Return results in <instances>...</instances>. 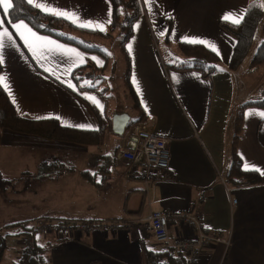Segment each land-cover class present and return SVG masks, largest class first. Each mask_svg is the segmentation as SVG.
<instances>
[{"label":"crops","instance_id":"obj_1","mask_svg":"<svg viewBox=\"0 0 264 264\" xmlns=\"http://www.w3.org/2000/svg\"><path fill=\"white\" fill-rule=\"evenodd\" d=\"M253 1L152 0L149 5L140 0L142 16L135 22L124 52L119 47L125 69L118 88L122 96L115 93V62L105 75L110 58L101 45L112 42L115 34L120 44L118 31H111L107 22L109 12L111 22L113 19L110 0H48L40 6L34 0L31 4L77 27L81 21H90L81 28H104L100 32L107 37H80L99 46L107 59L38 33L22 21L45 38L35 40L27 29L16 27L21 21L8 24L0 7L4 22L0 34L7 29L14 41L5 34L0 84L17 112L30 119L53 118L63 126L91 131L99 128L97 114L106 123L105 139L98 147L0 128V173L12 180L20 176L23 182L17 196L23 205L4 224L24 222L20 231L35 223L50 227L35 238L46 264H149V252L166 247L140 226L131 229L127 224L153 212L171 214V244L195 238L199 232L179 220L176 215L180 214L199 216L203 234L219 235L220 242L202 249L191 264H264L263 108L243 111V133L236 149L240 169L255 173L259 182L231 174L237 114L246 101L264 98V65L252 66L251 54L241 66L231 69L236 39L220 25L223 21L240 24ZM260 1L264 6V0ZM230 13L236 15L224 19ZM181 42L211 51L214 46L219 52L213 51L220 61L218 71L205 78L199 71L181 69L186 60ZM86 65L97 68L99 81L106 85L77 84L73 71ZM139 122L169 140L166 177L158 170L153 181L132 177L133 165L117 158L126 146V135ZM44 162L51 167L47 175L37 177ZM103 223L116 225L115 232L103 231ZM6 236L12 240L5 243L0 264H17L25 238ZM13 246L17 251L9 255Z\"/></svg>","mask_w":264,"mask_h":264},{"label":"trees","instance_id":"obj_2","mask_svg":"<svg viewBox=\"0 0 264 264\" xmlns=\"http://www.w3.org/2000/svg\"><path fill=\"white\" fill-rule=\"evenodd\" d=\"M110 1L113 6V19L110 28L111 31H118V34L120 35V48L121 51L124 52V46L128 39L132 36L134 24L142 16L143 7L140 0ZM5 20L8 24L17 21H24L38 33L78 46L88 52H97L103 55L105 59L108 58L107 53L101 50L99 46L92 45L80 37L81 35L86 34L107 37L108 35L106 33L77 27L66 19L41 11L39 8L29 4L26 0H14V7L9 10L5 16ZM261 23L263 41L258 46L250 61L252 66L264 65V8L261 1L255 0L249 4L244 19L240 24H232L224 21L220 22L221 27L232 34L236 39V45L230 62L231 69H237L248 58L254 44L257 30ZM179 47L186 58V60L180 65L181 69L199 71L205 78H210L213 73L218 71L220 61L218 56L213 51L200 44H190L184 42H181ZM126 54L127 53H125V56H127ZM1 69L2 65L0 63V73ZM98 72L100 71L97 68L87 65L82 66L73 71V79L77 84L89 82L94 85L101 77V74ZM249 107H259L264 109V98L246 101L237 114L233 139V163L231 167V174L247 176L249 179H252L251 181L259 182V177L255 173L245 172L240 169V159L236 153L237 144L243 133V111ZM97 116L100 123L99 128L94 131L66 127L53 118L41 120L30 119L17 112L6 91L0 84L1 129L35 135L47 140L95 145L98 147L103 145L106 135V123L98 114ZM50 167L51 165L49 163L44 162L39 168L37 177L44 176ZM15 184V180L5 178L0 173L1 195L13 192L15 190ZM34 225L31 229L26 231H20L23 226H26L24 222L7 225V234L9 236L23 235L20 238L26 239L31 234ZM5 246V243L0 246V257L5 249ZM36 250L37 252L40 251L38 247ZM148 262L149 264H191L187 256L173 247L150 251L148 254ZM31 264L38 263L33 261Z\"/></svg>","mask_w":264,"mask_h":264},{"label":"built area","instance_id":"obj_3","mask_svg":"<svg viewBox=\"0 0 264 264\" xmlns=\"http://www.w3.org/2000/svg\"><path fill=\"white\" fill-rule=\"evenodd\" d=\"M126 146L119 151L117 158L129 164L133 169L129 172L132 177H139L145 181H153L157 178L155 171L161 172V176L166 177V171L170 163L169 140L151 131L150 127L143 122L136 123L125 137ZM102 180L106 181L107 176L103 175ZM235 203V201H234ZM168 212H153L147 217L129 220L128 227L133 229L140 226L143 231L152 235L158 244L165 247H174L185 254L190 262L197 260L200 251L209 244L220 242L218 234H203L204 226L199 221V216L192 218L183 215H176L188 228L194 227L198 232L195 238L178 239L173 244L170 243ZM71 227L68 229L70 230ZM101 228L105 232H115L117 226L103 223ZM50 227L35 223L31 234L24 240L23 251L19 257L18 264H31L36 261L38 264H46V259L41 251L36 250V240L38 232Z\"/></svg>","mask_w":264,"mask_h":264},{"label":"rangeland","instance_id":"obj_4","mask_svg":"<svg viewBox=\"0 0 264 264\" xmlns=\"http://www.w3.org/2000/svg\"><path fill=\"white\" fill-rule=\"evenodd\" d=\"M264 4V3H263ZM264 8V6H263ZM81 36H85V35H81ZM119 38V36L117 34H115V37H114V40L111 42V40H109V43L108 41H106V43L104 44H101L102 46L104 45V50L107 51L108 55H109V58H110V61H109V66L106 68V71H105V75L107 77V70L109 72V68H110V65L113 64V62H115V66H116V72L114 74V84H115V93L118 94L119 96H122V93L120 91H118V88H119V82H121V79L123 77V72L125 71L124 67H123V58L121 57V55L119 54V47H120V44H119V41H117V39ZM86 40H89L90 38H85ZM263 41V33H262V23L261 25L259 26L258 30H257V33H256V36H255V40H254V44H253V47L251 49V52L248 56V59L250 58L251 54H254L258 48V46L262 43ZM102 43V42H101ZM121 49V48H120ZM93 53H96L98 54L97 52H93ZM163 53H164V50H163ZM114 66V64L111 66V68ZM239 75V72L236 73V77H238ZM100 82L99 85L102 86V85H106V82H103L101 83V81H98ZM128 94V92H127ZM17 180L16 184H15V190L13 192H10V193H5V194H0V246L3 244V243H6L7 245H9V242L12 240V237H7L6 234H7V229H6V226L7 224H4V223H7V222H11L10 220L13 219V213L14 211L13 210H17V209H20L23 205V202L17 198L18 195L21 194L22 190V186H23V182L21 183L22 179L21 177L19 176V178L15 179ZM18 183H21L20 185L21 186H18ZM11 196H15L16 198H11ZM12 224H15V223H11V224H8V225H12ZM40 235L38 234L37 235V238L39 237ZM160 246H162L160 244ZM15 248L14 246L12 247L11 250H9L7 253L9 255H15V252L17 251H14Z\"/></svg>","mask_w":264,"mask_h":264},{"label":"snow or ice","instance_id":"obj_5","mask_svg":"<svg viewBox=\"0 0 264 264\" xmlns=\"http://www.w3.org/2000/svg\"><path fill=\"white\" fill-rule=\"evenodd\" d=\"M27 2L29 4H33L34 3V0H27ZM145 2L150 5L151 2H152V0H145ZM47 3H48V0H37L36 6H40V4H47ZM0 7H2L3 12L7 14L9 12V10L14 7V0H0ZM149 11H151V7H149ZM53 14H55V13H53ZM230 15H236V14L235 13L226 14L225 17H224V19H228V17ZM65 18H67V15H65ZM107 22L108 23H111V13L110 12H109V19H108ZM234 22L238 23V21H234ZM3 23H4L3 20L0 19V27H3ZM88 23H91V22L90 21H81L79 26L83 27V26H85ZM16 27L17 28L27 29V31L31 34V36L33 38H35V40H44L45 39V38H43L41 36H38L35 32H33L28 27V25L24 24L22 21L20 22L19 25H16ZM100 31H105V29L104 28H101ZM5 34L7 35V39L10 42L14 43V41H12V34L11 33H8L7 32V29H5L4 30V34H0V49H3V47L5 46ZM17 34L20 35L22 39H24V43H25L26 46H28L30 48L32 47V44L30 43V41L28 39H26L23 36L22 33H17ZM160 34L161 35H164L165 33L161 32ZM209 46H211V45H209ZM211 47H212V50L215 51V52H217V54L219 55L218 50L214 46H211ZM48 51L51 52L53 50L52 49H48ZM79 55L80 54L77 53V56H79ZM93 59H95V58L93 57ZM2 61H3V56H2V54H0V63H2ZM97 63H98L99 66H101V67L103 66L102 62L97 61ZM77 79H78V77H77ZM2 82H3L2 79H0V83H2ZM69 87H74V86L73 85H69ZM101 110H102V107H101ZM262 115H264V114H262ZM246 167H248V166L246 165Z\"/></svg>","mask_w":264,"mask_h":264}]
</instances>
